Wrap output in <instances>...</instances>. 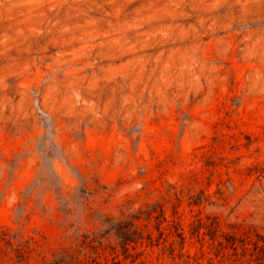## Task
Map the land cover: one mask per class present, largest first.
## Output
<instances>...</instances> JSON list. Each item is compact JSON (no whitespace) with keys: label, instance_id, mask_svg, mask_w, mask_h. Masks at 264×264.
Here are the masks:
<instances>
[{"label":"rangeland","instance_id":"obj_1","mask_svg":"<svg viewBox=\"0 0 264 264\" xmlns=\"http://www.w3.org/2000/svg\"><path fill=\"white\" fill-rule=\"evenodd\" d=\"M34 1L0 0V78H5L8 84L0 92V264H119L110 252L97 250L95 233L80 231L82 221L99 224L115 220L121 213L113 204L119 188L128 183L133 171L136 176L144 172L139 163L143 156H137L140 142L144 141L151 157L156 148L165 147L161 138L167 140L170 121L179 129L186 126V121L191 123V113L182 110L180 102L169 113L167 104L160 103L155 95L150 99L147 91L135 98L136 107L125 104L121 108L122 98L128 95L141 68L143 75L151 70L157 53L197 49L199 56L201 41L191 32L184 37L167 39L151 36L166 20L130 27L145 14L147 5L162 0H122L114 13L103 11L99 6L105 0H86V5H76L82 15L79 17L75 12H65L72 0H53L60 8L48 9L45 5L37 12ZM233 7H237L234 0ZM194 22V19H178L173 23L187 28ZM257 38L253 35L251 40L254 42ZM249 50L255 53L252 59L259 62L260 45L252 49L249 44L244 51ZM217 54L228 55L225 45L218 46ZM54 59L55 65L51 63ZM46 75L60 85L73 77L79 78L91 85V95L100 101L98 115L88 114L81 127L64 136L69 149L73 143L77 144L78 159L83 162L73 165L68 175V181L76 180L75 186L66 183L61 187L51 180L44 183L34 176L35 164L29 160L35 153L39 157L37 163L47 161L53 154L52 145L45 146L49 136L63 131V122L58 124L51 115L46 89L37 86ZM207 75L217 74L205 70L202 85ZM221 75L228 84L232 83V70ZM257 75L264 78V70L248 73L250 81ZM259 87L257 81V90ZM206 94L207 90L199 94L193 90L188 93L187 103L204 107L208 103ZM108 100L113 101V106L105 111L103 104ZM227 103L231 107L233 98ZM116 109L118 114H114ZM250 131L259 133L258 129ZM245 139L247 148L258 142L259 136ZM125 141L127 149L123 146ZM260 175L264 172L257 174V182L248 189V205L254 209L264 207V184L259 182ZM253 179V176L245 178V186ZM17 183L21 185L20 191L10 203L13 185ZM65 188L71 193L68 199ZM49 195L54 204L52 209L42 203V198ZM83 201L88 204L81 208ZM249 218L257 219L254 214H249ZM260 219L264 220V216ZM240 244L243 247L239 254L232 243L212 249L205 264L214 261L216 264H264V233H246V242L241 240ZM188 255L192 257L194 253ZM152 259L155 264V258ZM199 259H204L203 253ZM134 260L135 257L127 264H134Z\"/></svg>","mask_w":264,"mask_h":264},{"label":"clouds","instance_id":"obj_2","mask_svg":"<svg viewBox=\"0 0 264 264\" xmlns=\"http://www.w3.org/2000/svg\"><path fill=\"white\" fill-rule=\"evenodd\" d=\"M234 2L235 8L233 0H162L147 5L145 14L130 25L139 28L166 20L151 36L167 39L191 32L201 43L199 56L197 49L157 53L151 70L143 75L141 68L128 95L122 98L121 108L125 104L136 107L135 98L147 91L150 99L155 95L160 103H166L169 113L180 102V108L191 113V123L186 121V126L179 129L170 121L167 140L161 138L165 147L156 148L151 157L144 141L140 142L137 156H143L139 163L144 172L136 176L133 171L128 183L119 188L113 204L121 213L115 220L99 224L82 221L80 231L95 233L97 250L110 252L119 264L133 262L134 257V264H153V257L155 264H205L212 249L232 243L239 254L246 233H264V220L260 219L264 207L254 209L248 205V189L257 182V174L264 172V78L257 75L250 81L248 76L249 72L264 70V0ZM178 19L195 22L185 28L173 23ZM253 35L258 37L254 42ZM220 44L225 45L228 55L218 56ZM249 44L252 49L260 45L259 62L252 59L253 51H244ZM51 63L55 65L56 60ZM205 70L217 75L204 76L202 85ZM230 70L232 83L228 84L221 73ZM37 86L46 89L51 115L58 124L63 122V131L49 136L45 146L50 143L53 154L47 161L37 163L35 153L29 157L35 164L34 176L44 183L51 180L61 187L66 183L75 186L76 180L68 181V175L73 165L83 162L78 159L77 144L69 149L64 136L81 127L88 114L98 115L100 101L91 95V85L76 77L60 85L46 75ZM7 88L5 78H0V92ZM193 90L197 94L207 90L206 106L187 103L188 93ZM229 98H233L231 107ZM112 106V100L103 104L105 111ZM118 112L116 109L114 114ZM250 129H258L259 133ZM253 135L259 136L258 142L246 148L245 137L250 140ZM123 146L127 149V141ZM250 176L254 179L245 186V178ZM259 182L264 184V175L259 176ZM20 188L18 183L13 185L10 203ZM64 194L66 199L71 195L67 188ZM42 203L49 209L54 207L50 195L43 197ZM87 204L81 202V208ZM249 214L257 219L252 221ZM189 252L194 255L189 257ZM201 253L203 260L199 259Z\"/></svg>","mask_w":264,"mask_h":264},{"label":"bare ground","instance_id":"obj_3","mask_svg":"<svg viewBox=\"0 0 264 264\" xmlns=\"http://www.w3.org/2000/svg\"><path fill=\"white\" fill-rule=\"evenodd\" d=\"M83 1V3L78 2L77 0H72L70 3V5L68 7H66L65 12L73 14V12L76 13V16H82L81 14H79V8L76 5H86L85 2L86 0H80ZM108 1V2H107ZM122 2V0H105V2L103 3V5H99L103 11H107V10H111L112 13L115 12L116 10V5L118 3ZM33 5L35 6V10L36 12L40 9H43L45 7V5H48L49 7H47L48 9L54 8V9H58L60 8L59 5L55 4V1L51 0V1H43V0H36L33 2ZM34 9H32V13L35 11ZM69 15V14H67ZM64 39V37H63Z\"/></svg>","mask_w":264,"mask_h":264}]
</instances>
